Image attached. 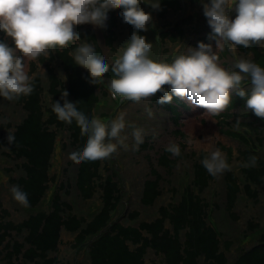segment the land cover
<instances>
[{"label":"trees","instance_id":"1","mask_svg":"<svg viewBox=\"0 0 264 264\" xmlns=\"http://www.w3.org/2000/svg\"><path fill=\"white\" fill-rule=\"evenodd\" d=\"M191 1L202 9L199 0ZM179 8V0H161L160 8L155 9L156 25L165 26L160 33L161 46L154 40L150 26L142 32L152 43L148 54L154 60L171 62L201 40L215 48L216 34L208 23L203 24L201 14L196 21L191 16L176 20ZM109 11L108 26L89 21L74 25L73 29L80 32L82 40L95 42L101 53L104 54V47L112 52L113 62L107 58L110 67L103 75L108 83L116 75L111 70L118 59L115 45L124 44L119 40L120 25L127 39L133 31L141 32L122 20L119 7ZM3 36L6 33L0 30V39L4 40ZM222 44L218 56L225 68L238 70L235 65L241 58H252L264 66V50L258 44L249 48L234 46L230 41ZM78 45V40L69 41L50 49L47 56L28 61L24 58L27 72L33 77L32 92L14 100L0 97V156L13 162L4 171L15 173L9 174L8 184L19 185L29 199L28 206L19 203L24 213L15 219L0 196V261L146 264L151 252L154 255L151 264H264V118L246 107V98L235 94L224 110L211 114L219 132L239 144L234 155L231 146L216 143L230 168L213 176L201 162L209 151L188 150L187 135L181 129L182 117L199 114L203 107L177 95H173L171 102L159 104L157 97L162 93L158 90L148 98L130 100L114 109L117 103L110 100L102 83L89 79L85 75L86 67L73 60ZM17 54H20L18 50ZM235 54L239 56L237 61H229ZM242 86L250 89V77L242 81ZM64 88L90 114L107 118L124 112L130 125L125 129L128 147H118L116 152L101 159L72 157V150L85 144L87 134L78 121L60 120L52 110L53 101L61 98ZM170 126L174 129H168ZM133 127L146 130L138 148L133 147ZM7 131L15 134L12 144L6 139ZM164 133L173 134L169 142L179 144V156L165 150L168 143H158L155 148V141ZM58 139L65 151L63 172L67 173L69 168L72 172L67 177L63 175L50 204L43 206L46 191L56 179L52 158ZM152 150L154 153H149ZM122 153L136 164L146 161L148 170H137L130 175L131 167L124 173ZM252 157L256 158L254 164L250 163ZM133 194H137V206H132ZM92 199L100 204L82 213L80 210ZM240 203L256 207L260 212L243 219L238 211ZM144 212L147 215L142 216ZM211 216L216 224L211 223ZM241 223L243 227L236 229ZM62 231L73 234L63 251L70 253L72 260L58 258L62 253ZM75 253L83 256L79 258Z\"/></svg>","mask_w":264,"mask_h":264},{"label":"clouds","instance_id":"2","mask_svg":"<svg viewBox=\"0 0 264 264\" xmlns=\"http://www.w3.org/2000/svg\"><path fill=\"white\" fill-rule=\"evenodd\" d=\"M142 3L153 9L161 6V0H0V30L13 41L10 45L0 39V97L14 100L32 92L33 77L25 69V57L47 56L56 46L81 40L80 32L73 30L74 25L91 21L108 26L109 10L119 7L122 20L141 32H132L122 55L111 65L116 74L109 82L113 97L139 101L159 90L162 93L157 97L159 104L171 102L173 95H177L187 97L215 115L226 108L235 94L246 98V107L264 118V66L252 58H241L235 65L238 70L225 68L217 52L223 47V41L245 48L264 44V0H199L207 23L216 34L213 37L215 48L201 40L195 47L188 46L186 52L171 62L154 60L148 54L152 43L142 32L150 26L152 15L141 7ZM233 4L237 14L230 18L228 10ZM73 60L84 65L85 75L96 82H100L110 67L96 43L87 39L81 40L74 50ZM246 77H250V89L242 86ZM69 91L64 88L61 98L54 100L51 107L58 119L78 121L83 133L87 134L85 144L72 150V157L76 160L101 159L116 152L118 147H128L125 129L130 125L124 112L105 121L81 107ZM149 115H152L150 109ZM7 133L6 139L12 144L15 134L13 131ZM145 134L143 127L132 128L134 148L143 143ZM165 150L173 156L181 154L176 142H169ZM255 160L252 157L250 163L254 164ZM201 162L213 176L230 168L226 155L219 148L212 150ZM11 192L16 201L28 206V193L19 185H13Z\"/></svg>","mask_w":264,"mask_h":264},{"label":"rangeland","instance_id":"3","mask_svg":"<svg viewBox=\"0 0 264 264\" xmlns=\"http://www.w3.org/2000/svg\"><path fill=\"white\" fill-rule=\"evenodd\" d=\"M118 32H119V40L124 42L123 45L121 44V42L116 43V45H115L117 48L116 54H117V57L119 58L120 55L123 53L124 48L127 45L128 39L126 38L127 33L125 32V29L122 25H120ZM124 38H126V39H124ZM7 42L13 43L12 38L8 35H7ZM218 50H217V52H218ZM104 55L108 58V60L110 62H113L112 52L106 47H104ZM236 58L238 59L239 56H231L229 58V61H233V60L235 61ZM25 59H26V61H28L31 58L25 57ZM25 69L27 71V64H25ZM181 121L183 124L181 129L187 135L186 145H187L188 150L192 149V150L199 151L202 149V150H207L210 153L212 150L216 149V143L219 142V143L224 144L226 146H231L233 149L234 155H237V149L239 148V144L234 142L233 140L227 138V137H224L219 132V126L217 124L216 119H214L213 116L204 108L201 109V112L199 114L192 113V114L184 115V117H182ZM171 128L174 129L173 126L172 127L170 126L168 129H171ZM172 139H173L172 133H168V134L164 133L161 138L159 137V139L157 141H155V143H156L155 148L157 149L158 143L160 145H163V144L169 143V141ZM123 149L124 148H122L121 150H123ZM64 153H65V151H63L61 149V145H60V141H59V143L55 149V155L52 158V173L55 174V177L57 178L58 181L63 177V175H65L67 177L72 172L70 170V168L67 171V173L64 174V172H63L64 171L63 168L65 166V154ZM149 153L153 154L154 150H152ZM121 160L124 163V165H123V167L125 168L123 170L124 173H125V170L127 168H131V167H133V171H128L130 175L133 174L137 170H140V171H147L148 170V164L146 161H144L142 164H136L133 161V158L131 160L130 157H125V154H123V153L121 155ZM12 163L13 162L9 158L0 156V196H2L1 198H2L3 204L11 209L12 217L15 219H20L21 214H23L24 212L22 211V209H21L22 207L20 206L19 202H17L13 197V194L11 192L12 186L8 184L9 176L10 175L13 176L15 173L13 171L11 173H6L4 171V168L11 166ZM178 170H179V168H178ZM65 176H64V178H66ZM133 195L134 196H133V200H132V206H137L138 205L137 201H136V195L137 194L136 195L133 194ZM164 197H165V199H167L168 194L166 193V195ZM95 204H100V201H98L96 199H92L91 202H88L85 205V207H83L82 210H80V211L82 213H88V210L91 209L92 206ZM43 206H47L46 199L44 200ZM17 207L20 208V209H18V211L15 210V209H17ZM121 207H122V205L119 207V209H118L119 211L123 208V207L122 208ZM238 211H239V213L243 219L252 215V214H258L260 212V210L258 208L252 207L249 204L245 205L244 203L239 204ZM145 215H147L146 212H144L142 214V216H145ZM241 227H243L242 223L235 226L236 229H241ZM61 237H62V243H63V245L61 246V251H62V253H64V256L61 257V255H62V253H61L60 256H58V258L62 259L64 261L69 260V258L72 260L71 254L66 253V250H65V252H63V251L71 243V241L73 239V234L66 232V231H62ZM148 255L149 256H147L146 264H151V258H153L154 255L151 252H149ZM75 256H78L80 258L83 255L81 253H75ZM0 264H6V262L0 261Z\"/></svg>","mask_w":264,"mask_h":264}]
</instances>
